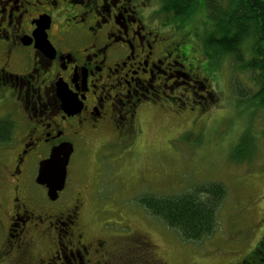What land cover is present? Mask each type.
Segmentation results:
<instances>
[{"label": "flooded vegetation", "instance_id": "obj_1", "mask_svg": "<svg viewBox=\"0 0 264 264\" xmlns=\"http://www.w3.org/2000/svg\"><path fill=\"white\" fill-rule=\"evenodd\" d=\"M161 8L162 0H0V108L10 105L25 121L11 169L12 206L0 211L7 216L0 220V255L14 252L18 264H111L131 253L139 264H166L145 234L132 232L124 242L88 237L81 193L54 206L60 192L38 210L25 191L31 168L37 175L39 163L61 144L72 146L66 189L74 142L88 145L104 134L120 141L134 133L141 114L168 117L175 101L179 114L194 97L205 100L193 90L199 84L209 94L200 67L189 62L186 44L173 40ZM43 25L47 47L36 39ZM263 237L264 229L232 264H264V255H254Z\"/></svg>", "mask_w": 264, "mask_h": 264}, {"label": "rangeland", "instance_id": "obj_2", "mask_svg": "<svg viewBox=\"0 0 264 264\" xmlns=\"http://www.w3.org/2000/svg\"><path fill=\"white\" fill-rule=\"evenodd\" d=\"M162 16L172 26L173 40L190 50L189 62L200 67L209 94L198 90L197 84L193 90L205 96L204 101L194 97L197 101L187 102L179 114L181 103L175 101L168 117L159 112L141 114L134 133L120 141L104 134L88 145L74 142L67 187L53 205L59 207L81 193L88 237L124 242L132 232L145 234L156 245V258L166 264H232L257 245L264 229V108L237 92L248 87L250 96L256 94L253 76L238 71L230 56L216 59L206 47V34L213 30L207 16L194 12L183 25L172 15ZM9 108H0V121L8 118L15 124L11 142L0 145V211L6 212L12 206L11 169L25 130L21 115ZM35 176L32 167L25 191L39 210L50 203ZM209 184L222 185L225 194L213 234L197 242L184 243L138 203L143 196L177 195ZM6 212H0V220ZM4 224L0 222V246ZM130 255L111 264L140 263ZM15 259L14 252L3 253L0 264H18ZM141 259L145 262L148 256L142 253Z\"/></svg>", "mask_w": 264, "mask_h": 264}, {"label": "trees", "instance_id": "obj_3", "mask_svg": "<svg viewBox=\"0 0 264 264\" xmlns=\"http://www.w3.org/2000/svg\"><path fill=\"white\" fill-rule=\"evenodd\" d=\"M161 11L180 25L194 12L207 16L213 30L206 34V47L216 59L230 56L238 71L253 76L256 94L250 96L248 87L237 92L244 100H258L264 108V0H162ZM13 130L9 120L0 121V145L10 142ZM224 194L222 185L209 184L177 195L143 196L138 203L184 243H191L213 234ZM263 245L264 241L254 255H264Z\"/></svg>", "mask_w": 264, "mask_h": 264}, {"label": "water", "instance_id": "obj_4", "mask_svg": "<svg viewBox=\"0 0 264 264\" xmlns=\"http://www.w3.org/2000/svg\"><path fill=\"white\" fill-rule=\"evenodd\" d=\"M45 28L46 25L39 26L37 36H41V38L37 37L36 39L38 43L43 42L45 47H47L48 43L44 35ZM59 94L63 95L62 100L65 105H68V96L61 91H59ZM71 153L72 146L70 144L64 143L54 148L51 151L48 159L39 163L35 183L38 186L46 188L47 199L51 202L57 200L59 193L64 189L66 180V167L68 165V160Z\"/></svg>", "mask_w": 264, "mask_h": 264}]
</instances>
